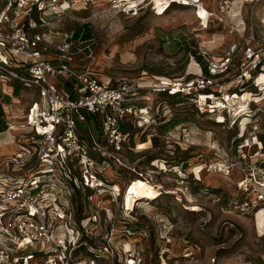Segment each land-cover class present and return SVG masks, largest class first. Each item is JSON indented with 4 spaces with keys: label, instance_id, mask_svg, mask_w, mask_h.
Segmentation results:
<instances>
[{
    "label": "rangeland",
    "instance_id": "obj_1",
    "mask_svg": "<svg viewBox=\"0 0 264 264\" xmlns=\"http://www.w3.org/2000/svg\"><path fill=\"white\" fill-rule=\"evenodd\" d=\"M114 1L75 4L61 15L44 13L53 26L50 55L60 40L56 30L88 32L93 55H76L81 63L77 67L111 86L138 84L136 103L149 111V124L142 121L133 129L131 121H125L122 128L132 131L118 149L100 134L97 120H88L91 133L109 155L103 160L90 154L100 166L103 188L70 191V224L78 232L74 239L81 241L79 249L84 246L81 251L86 253L88 245L99 248L105 241L102 234L121 229L133 218V225L142 226L147 234L138 246L153 262L165 248L168 264H264V215L239 213L232 203L240 198L237 182L243 174L236 147L251 134L254 121L264 148V63L252 71L248 81L239 78L244 65L252 62L246 50L264 51V0H197L195 4L188 0L191 5L168 0L159 8L153 0H127L135 5L128 12L122 10L126 1ZM199 4L205 9L201 15ZM227 59L222 72L210 73L211 63ZM197 78L211 84L185 87L176 95L152 89L158 81L186 86ZM51 80L68 90L61 79ZM1 84L11 95L0 91L3 109L22 116L36 92L19 85L11 91L9 82ZM204 94L220 101L224 98L223 105L208 110L212 103L202 105ZM180 124L188 127L187 137H181ZM79 126L84 134L87 126ZM21 135L11 134L5 141L22 143ZM256 150L253 145L244 152L252 155ZM214 162H220L219 171L209 169ZM229 162L235 164L232 171H227ZM257 165L264 170V162ZM76 169L73 174L78 175ZM133 179L159 184L160 195L138 197L137 204L126 211L123 196ZM110 185H114L113 195ZM161 221L171 227L166 239L159 231ZM64 232L60 225L57 233L65 236ZM115 234L114 246L123 242L120 233Z\"/></svg>",
    "mask_w": 264,
    "mask_h": 264
},
{
    "label": "built area",
    "instance_id": "obj_2",
    "mask_svg": "<svg viewBox=\"0 0 264 264\" xmlns=\"http://www.w3.org/2000/svg\"><path fill=\"white\" fill-rule=\"evenodd\" d=\"M93 1L0 0V91L10 95L1 84L6 81L11 91L19 85V88L34 90L37 95L36 99L31 96L22 116L6 112L0 102L6 125L0 136L4 133L13 137L18 133L25 138L16 144L12 154L0 152V264H168L165 248L153 262L138 246L147 234L142 226L133 225V218L121 229L107 231L99 248L88 245L86 253H82L84 246L82 251L79 249L81 241L74 239L78 232L70 224L73 206L70 191L73 188L96 190L106 185L98 175L100 166L90 154L94 152L104 160L109 153L91 133L88 118L98 121L100 134L116 149L132 131L122 128L126 120L131 121L133 129L140 127L142 121L149 124L144 116L147 108L136 103L138 84L121 82L111 86L87 69L77 67L81 63L76 61V55L83 58L93 55L91 38L75 36L74 31L56 30L54 33L60 40L52 50L53 55L49 54L53 26L48 24L44 13L61 15L75 4ZM123 1H126L123 11L135 10V5ZM246 56L252 62L244 65L239 78L248 81L252 71L264 63V51L248 48ZM228 61L211 63L210 73L222 72ZM52 78L67 82L69 91L59 88ZM192 82L180 88L190 90L196 84L194 88L198 89L211 84L204 78ZM152 89L170 94L180 92H174L173 86L163 81L155 82ZM80 123L87 126L84 134ZM252 123L251 134L242 138L236 147L243 174L237 182L240 198L232 203L239 213L264 215V170L257 165L264 162V148L257 123ZM22 128L25 133L21 132ZM178 130L182 138L187 137V126L181 125ZM253 145L257 150L252 155L244 152ZM219 165L220 162H214L209 164V169L219 171ZM234 167L229 162L227 171ZM74 168L78 175L73 174ZM113 187L110 185L111 194H114ZM123 209L128 210L125 206ZM60 225L65 236L57 233ZM170 229V224L161 221L159 231L163 239ZM115 233H120L123 239L116 246L115 240L112 241Z\"/></svg>",
    "mask_w": 264,
    "mask_h": 264
},
{
    "label": "bare ground",
    "instance_id": "obj_3",
    "mask_svg": "<svg viewBox=\"0 0 264 264\" xmlns=\"http://www.w3.org/2000/svg\"><path fill=\"white\" fill-rule=\"evenodd\" d=\"M176 1L182 2L183 4H186V5L187 4L191 5V2H190L191 0L190 1H188V0H181V1L176 0ZM167 2H168V0H153V4H154L155 8L162 7V6L166 5ZM155 8H153V9H155ZM204 11H205L204 6L199 4L198 5V13L201 15ZM154 13L156 15H159V14H157V12H154ZM208 15L209 14H207V17H208ZM200 21L202 22V19H200ZM168 84H171V86H173V88L175 90L174 92H178V91L183 92L187 89L185 87L180 88V85H176L173 82L168 83ZM204 95H205V97H203V98L205 100L204 101L205 103L202 105H205L207 102H210L212 104L208 107L211 108V107L221 106V105H223L222 103H224V101H223L224 98H222V100L220 101V100L216 99L215 95H208V94H204ZM199 97H200V95L198 96V98ZM144 114H145L144 115L145 117H147V118L149 117V111L148 110H144ZM147 121L149 122V120H147ZM8 146L9 145L2 146L1 149H8L9 150L10 147H8ZM261 147L263 148L262 145H261ZM146 195H149L152 197H156V196L160 195L159 184H152L146 180H138V179L131 180L126 187L125 192H124V196H123V200H124L123 202H124L125 207L128 210L132 209L138 202V200H136V198L146 196ZM196 210L198 211V209H196Z\"/></svg>",
    "mask_w": 264,
    "mask_h": 264
},
{
    "label": "trees",
    "instance_id": "obj_4",
    "mask_svg": "<svg viewBox=\"0 0 264 264\" xmlns=\"http://www.w3.org/2000/svg\"><path fill=\"white\" fill-rule=\"evenodd\" d=\"M74 33H75V36H79L80 34L82 35V37H84L85 39H88V37L90 36V34L88 33V32H84V31H80V29H76V30H74ZM90 38V37H89ZM63 85L64 86H66V87H68V90L67 91H69V89H70V85L66 82V83H63ZM65 88V87H64ZM66 90V89H65ZM16 93V92H15ZM177 94V93H176ZM176 94H173V95H176ZM212 108V107H211ZM211 108L210 109H208V110H211ZM1 116H3V109H2V106H1V104H0V132L1 131H4L5 130V127H6V125H5V123H4V120L2 119V117ZM88 119H90V117L88 118ZM181 125V124H180ZM137 178H141L140 176H138ZM102 235H104V234H102Z\"/></svg>",
    "mask_w": 264,
    "mask_h": 264
},
{
    "label": "crops",
    "instance_id": "obj_5",
    "mask_svg": "<svg viewBox=\"0 0 264 264\" xmlns=\"http://www.w3.org/2000/svg\"><path fill=\"white\" fill-rule=\"evenodd\" d=\"M2 132V131H1ZM8 136L9 135H4V133H2V136H0V139H1V141H3V142H1V147L2 146H7V145H9L8 147H10L9 148V150H11V152L10 153H13L16 149H17V145L16 144H14V140H9V142H7V141H5V138L7 137L8 138ZM9 139V138H8ZM13 142V144L14 145H12L11 143ZM16 145V146H15ZM16 147V148H15ZM0 152L1 153H3V154H5L4 152H5V150L4 149H1L0 148ZM196 167H200V168H202V166L201 165H197V166H195V168Z\"/></svg>",
    "mask_w": 264,
    "mask_h": 264
}]
</instances>
